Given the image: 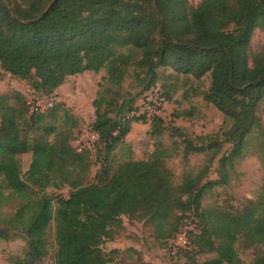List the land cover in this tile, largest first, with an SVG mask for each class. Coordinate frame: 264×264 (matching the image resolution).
I'll use <instances>...</instances> for the list:
<instances>
[{
    "label": "trees",
    "instance_id": "trees-1",
    "mask_svg": "<svg viewBox=\"0 0 264 264\" xmlns=\"http://www.w3.org/2000/svg\"><path fill=\"white\" fill-rule=\"evenodd\" d=\"M256 30L264 31V0H202L197 7L188 0H0L3 72L50 96L68 78L86 72L105 70L102 80L109 85L93 101L91 125L98 135L94 147L104 150L106 165L89 184L90 150L72 145L78 121L69 111L61 116L55 107L34 114L22 92L0 95V240L20 235L27 243L13 264H43L54 241L56 264H111L103 245L115 240L124 218L145 221L154 227L155 240L172 244L191 212L198 218L192 247L197 255L214 257L185 264H242L236 250L240 239L264 246V198L236 211L202 204L208 191L227 184L229 167L244 157L252 135L264 146V127L256 116L264 101V47L252 50ZM160 69L172 72L161 76ZM129 76L142 88L137 97L121 92ZM180 76L187 83L210 77L201 95L230 124L223 139L193 140L155 116L148 132L156 140L154 152L113 171L110 155L126 144L133 123L146 121L131 117L137 98L160 81L171 100V88L177 87L167 82ZM169 131L171 138H184L185 159L211 154V165L230 144L218 160L220 178L205 182L210 171L205 167L184 174L176 186L167 166L174 155L163 143ZM26 154L32 161L24 177L20 157ZM66 186L68 199L45 193ZM253 264H264V251Z\"/></svg>",
    "mask_w": 264,
    "mask_h": 264
},
{
    "label": "rangeland",
    "instance_id": "rangeland-1",
    "mask_svg": "<svg viewBox=\"0 0 264 264\" xmlns=\"http://www.w3.org/2000/svg\"><path fill=\"white\" fill-rule=\"evenodd\" d=\"M188 1L194 7H197L202 2V0ZM262 47H264V31L256 30L252 38V50L256 52ZM159 72L162 76L163 74H170L172 70L160 69ZM104 77H106L105 70L99 73L86 72L70 77L65 84L50 96L44 92H35L30 87L29 82L15 79L0 68V95L19 91L22 92L27 102L30 101L34 94L41 98H50L56 95L61 100V103L56 106V108L60 107V115L62 116L63 110H68L70 116L78 121V127L74 128L73 131L72 145L78 150H90L92 166L87 184L97 182L106 165V154L103 153L104 150L101 147H94L98 137L91 130V125L95 120L93 101L99 91H107L109 88L108 83L102 80ZM165 84L166 82L159 81L157 87L151 90L160 89L161 92L165 93L162 87ZM175 84L176 90L171 88L172 99L169 100L165 95L167 103L160 114L167 126L170 129L174 127L182 129L193 140H195V136H217L222 140V134L228 130L230 124L226 121L225 116L213 105L206 103L201 95L209 89L210 77L207 76L202 81L192 80L187 83L185 77L180 76L178 82L175 80L167 82L169 86H175ZM191 84L193 86L192 90ZM196 89L199 92L197 95L195 94ZM141 90L142 88L138 86L135 78L129 76L121 92L124 95L128 93L133 97H137ZM143 96L145 97V95ZM143 96L137 98L135 108L141 104L142 99H144ZM182 112H190L191 115L189 117L174 118L175 114ZM256 116L260 118L261 125L264 127V101L261 103ZM145 120V123L139 122L134 126L132 125L134 128L131 129V133L126 138V144L120 146L110 155L109 161L113 171L128 160H147L151 153L154 152L156 140L148 135L152 120L148 121L146 118ZM58 125L60 126L62 123ZM69 125H72L71 122ZM171 134L172 132L169 131L163 137V143L167 148H170L171 154L174 155L168 161L167 166L174 173L176 186L181 184L184 174L196 175L205 167L210 168L205 182L215 181L220 178L218 160L224 153L230 151V144L224 145L222 155L211 165V154H191L188 159H185L183 155L184 146L180 145L184 138L178 136L171 138ZM31 161V154L20 157V165L24 177L30 169ZM228 170L227 184L208 191L202 202L205 208L219 207L232 211L242 210L249 203L257 202L264 198V146L261 140H257V135L251 136L244 157L236 159L234 167H229ZM70 192V187L66 186L60 190L48 188L45 193L49 197L62 196L68 199ZM10 210H5V212H10ZM187 218H189L188 220L198 221L193 212ZM123 223L124 228L119 232L115 240L106 242L103 245L105 253L109 254V259L112 261L111 264H185L192 262L191 260L202 263L214 257V255H197L193 247L174 257L171 255V240H155L153 226L146 224L145 221L129 220L128 218H124ZM54 230L55 226H53V238ZM26 249V240L20 235L10 241L0 240V264H13V258L23 257ZM236 250L242 264H253L256 258L263 253L264 246H247L245 241L240 239L236 244ZM56 261L57 254L54 241L49 247L48 255L44 259L43 264H56Z\"/></svg>",
    "mask_w": 264,
    "mask_h": 264
},
{
    "label": "built area",
    "instance_id": "built-area-1",
    "mask_svg": "<svg viewBox=\"0 0 264 264\" xmlns=\"http://www.w3.org/2000/svg\"><path fill=\"white\" fill-rule=\"evenodd\" d=\"M59 103H61V100L56 95H53L50 98H37L35 95H33L30 98L28 105L30 106V113L45 114L54 109ZM166 103L167 100L160 89L151 90L145 94L141 104L137 106L135 111H133L131 117L145 116L148 121H151L155 116H160ZM196 230L197 225L193 220L187 219L184 221L183 230L172 242V256L175 257L181 251H187L192 248L191 236L196 232Z\"/></svg>",
    "mask_w": 264,
    "mask_h": 264
},
{
    "label": "crops",
    "instance_id": "crops-1",
    "mask_svg": "<svg viewBox=\"0 0 264 264\" xmlns=\"http://www.w3.org/2000/svg\"><path fill=\"white\" fill-rule=\"evenodd\" d=\"M9 75H10V74H9ZM136 124H137V123H133L132 125L134 126V125H136ZM133 126H132V129L134 128ZM128 136H129V135H128Z\"/></svg>",
    "mask_w": 264,
    "mask_h": 264
}]
</instances>
